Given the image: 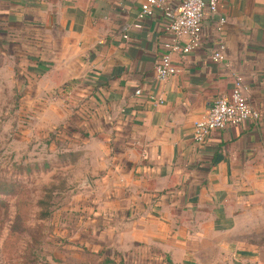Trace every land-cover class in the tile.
I'll return each instance as SVG.
<instances>
[{
  "label": "crops",
  "instance_id": "1",
  "mask_svg": "<svg viewBox=\"0 0 264 264\" xmlns=\"http://www.w3.org/2000/svg\"><path fill=\"white\" fill-rule=\"evenodd\" d=\"M140 5L0 0L1 81L81 151L71 209L89 214L104 262L264 264V0L206 9L200 47L174 54L181 71L162 82L171 35L160 14L139 22ZM220 43L225 63L212 59ZM235 75L260 119L198 143L195 121Z\"/></svg>",
  "mask_w": 264,
  "mask_h": 264
},
{
  "label": "rangeland",
  "instance_id": "2",
  "mask_svg": "<svg viewBox=\"0 0 264 264\" xmlns=\"http://www.w3.org/2000/svg\"><path fill=\"white\" fill-rule=\"evenodd\" d=\"M2 78L0 184L16 194H0V264H106L91 250L89 214L71 209L81 151L67 146L62 125L30 115L25 89Z\"/></svg>",
  "mask_w": 264,
  "mask_h": 264
},
{
  "label": "built area",
  "instance_id": "3",
  "mask_svg": "<svg viewBox=\"0 0 264 264\" xmlns=\"http://www.w3.org/2000/svg\"><path fill=\"white\" fill-rule=\"evenodd\" d=\"M206 9L217 13L218 0H141L138 21L160 14L166 20L165 30L171 35V40L166 44L167 51L155 66L159 81H167L181 71L174 61V54L184 56L200 47L202 22ZM226 22V17H220L218 22L220 31L224 29ZM212 59L215 62H226L224 43L218 44L214 49ZM142 93V89L136 91V95H142ZM149 98L155 99V96L150 94ZM159 101L163 102L161 99ZM260 117V110L255 108L248 98L243 79L235 75L234 88L230 95L215 97L209 111L195 121L194 138L198 143H205L215 131H221L248 120H258Z\"/></svg>",
  "mask_w": 264,
  "mask_h": 264
},
{
  "label": "trees",
  "instance_id": "4",
  "mask_svg": "<svg viewBox=\"0 0 264 264\" xmlns=\"http://www.w3.org/2000/svg\"><path fill=\"white\" fill-rule=\"evenodd\" d=\"M0 194H16V190L13 185L8 187L6 184L2 183L0 184ZM105 263H113L111 259H106Z\"/></svg>",
  "mask_w": 264,
  "mask_h": 264
}]
</instances>
